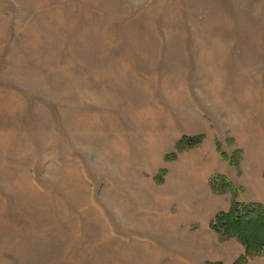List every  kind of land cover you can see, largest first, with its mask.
<instances>
[{"label": "rangeland", "instance_id": "obj_1", "mask_svg": "<svg viewBox=\"0 0 264 264\" xmlns=\"http://www.w3.org/2000/svg\"><path fill=\"white\" fill-rule=\"evenodd\" d=\"M257 196L264 0H0V264H226Z\"/></svg>", "mask_w": 264, "mask_h": 264}, {"label": "trees", "instance_id": "obj_2", "mask_svg": "<svg viewBox=\"0 0 264 264\" xmlns=\"http://www.w3.org/2000/svg\"><path fill=\"white\" fill-rule=\"evenodd\" d=\"M216 219L222 226H227L229 233L237 236L246 246L248 257L261 254L264 251L262 205L253 203L243 209V204L233 200L230 210L218 213ZM245 259L246 257H242L237 263L244 264Z\"/></svg>", "mask_w": 264, "mask_h": 264}, {"label": "crops", "instance_id": "obj_3", "mask_svg": "<svg viewBox=\"0 0 264 264\" xmlns=\"http://www.w3.org/2000/svg\"><path fill=\"white\" fill-rule=\"evenodd\" d=\"M256 192V190H255ZM240 201V199H238ZM264 199H262L261 197H253L252 199H250V201L248 202H260L264 205ZM245 202V201H242ZM232 204L230 202L229 205L226 206V208H224V210L229 211L231 208ZM233 240H235L236 242L238 241L239 243H241L239 240H237L236 238H234ZM233 256V257H232ZM242 257H246L244 264H264V251L261 254L255 255V256H251L248 257L246 255V246L244 244H239V247L234 244L233 242L230 243V246L228 247L227 250V256L225 257V263H229L230 264H238L237 262L242 258Z\"/></svg>", "mask_w": 264, "mask_h": 264}]
</instances>
